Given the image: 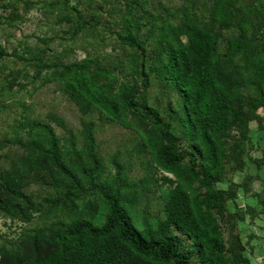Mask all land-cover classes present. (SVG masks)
Segmentation results:
<instances>
[{
  "label": "trees",
  "instance_id": "trees-1",
  "mask_svg": "<svg viewBox=\"0 0 264 264\" xmlns=\"http://www.w3.org/2000/svg\"><path fill=\"white\" fill-rule=\"evenodd\" d=\"M0 9L8 43L33 10L48 25L34 43L26 35L10 52L0 43V111L15 86L55 83L82 115L74 130L20 102L1 128L0 215L29 226L1 236L0 264H250L256 235L245 240L241 226L264 217L261 174L247 171L248 159L264 169L252 138L253 122L264 131V0H0ZM77 47L84 57H73ZM10 117L0 113V127ZM108 123L132 129L127 162L100 149Z\"/></svg>",
  "mask_w": 264,
  "mask_h": 264
},
{
  "label": "rangeland",
  "instance_id": "rangeland-1",
  "mask_svg": "<svg viewBox=\"0 0 264 264\" xmlns=\"http://www.w3.org/2000/svg\"><path fill=\"white\" fill-rule=\"evenodd\" d=\"M17 5H21V2H17ZM1 11V9H0ZM28 20L20 23V27L10 28L12 32L15 33V37L13 40L8 43L6 39L7 27L0 25V43L7 46H12L15 40L24 39L26 35H29V40H32L33 35H38L45 33L48 31V25L42 24L41 20L45 18V16L38 12L37 10L31 11L28 15ZM49 34H52L51 32ZM7 41V42H6ZM34 43V40L31 41ZM9 46V52L11 51V47ZM54 48L61 49V45L59 41L54 43ZM86 54V50L83 47H77L74 52L73 57L82 58ZM55 83H50L47 85L41 86L38 90L35 89L32 83H29L27 87L23 89H19V86H15L13 94L7 95L9 96L6 100L7 109L4 112L0 111L3 115H11V117L7 120H2L1 128H7V122L12 120L13 115L16 113V110L20 108V102H25L28 104L27 112L30 113L31 116H39L41 119H47V113L52 110L62 115L68 126L74 130H77L78 127L81 126L82 115L78 110L77 106L67 100L63 94L57 90ZM161 89L162 86L155 85L152 88V94H158V89ZM163 105L165 106L168 103V99L162 97ZM23 107V106H22ZM264 114V111H263ZM101 123V121H99ZM53 124L56 126V130L59 134L64 133V130L57 126L54 122ZM130 128L123 127L122 125H118L115 123H108L101 127V132L98 134V141L100 145V149L106 155V159L110 158V155H115L119 149L125 153L123 156V161L127 162L130 158V153L133 148V140ZM252 138L256 144H259L264 147V131L258 128V123H252ZM252 161L248 159L249 168L247 171H250L254 174L260 173L261 179L256 180L253 183L254 188L262 189L264 188V169L258 170L255 164L251 163ZM138 161L135 160L134 169L131 172L132 177L137 180L138 175L141 174L139 170ZM243 174L235 175V180L241 181ZM222 187H227V184H220ZM246 201L254 204L255 201L249 197L245 199ZM244 205V204H243ZM154 207H156L154 205ZM160 206L154 209V212L158 211ZM158 209V210H157ZM248 219V223L241 226L243 236L245 240L249 238L251 233H255V238L251 241L252 244L257 245L258 254L252 256V262L250 264H264V217H259L255 219L254 222H250ZM6 221V223H5ZM38 222V220L36 221ZM29 226V224L25 225L22 222H11L10 220H5L0 215V243L2 242L1 236H7L8 238H17V236L21 233V231ZM30 226H34L30 224Z\"/></svg>",
  "mask_w": 264,
  "mask_h": 264
}]
</instances>
